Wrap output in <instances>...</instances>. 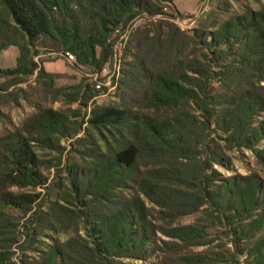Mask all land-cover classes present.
Listing matches in <instances>:
<instances>
[{"label":"trees","instance_id":"trees-1","mask_svg":"<svg viewBox=\"0 0 264 264\" xmlns=\"http://www.w3.org/2000/svg\"><path fill=\"white\" fill-rule=\"evenodd\" d=\"M173 1L0 0V78L65 106L0 137V264H264V4L180 31ZM137 15L157 19L130 31L114 105L35 60L96 73Z\"/></svg>","mask_w":264,"mask_h":264},{"label":"rangeland","instance_id":"rangeland-1","mask_svg":"<svg viewBox=\"0 0 264 264\" xmlns=\"http://www.w3.org/2000/svg\"><path fill=\"white\" fill-rule=\"evenodd\" d=\"M263 4L264 0H174L173 6L181 15V18L176 17L170 22L180 31H189L198 27L199 24L209 23L213 20V15L219 22H222L232 15L241 14L246 9L257 11ZM163 12L171 13L168 8ZM134 18L136 22L131 31L132 33L139 26H143L149 21H155L151 18L145 19V17L139 15ZM130 22L131 20L127 24ZM129 34L130 32L126 36V42L130 36ZM10 53H15V57L10 56ZM16 56L17 51L15 48H7L2 51L0 53V69L13 67ZM35 60L41 62L44 72L53 75L54 88H66L65 92L67 93L70 91L68 88L81 83L88 85L89 88L91 87L88 79L91 73L82 67L73 66V61L67 62L62 56L44 53L39 54ZM262 85H264V82ZM0 86L7 87L4 91H0V137L16 131L21 122L35 113L39 107L53 110L65 107L64 99L61 96L53 98V94L42 92L40 84L35 82L34 75L25 78L23 82L15 86H8V78L2 77L0 78ZM116 102L117 100L112 94L99 95L88 103V108L89 104L102 106L114 105ZM70 108H76V103L71 104ZM61 145L65 147V152L69 150V147H66L67 142H63ZM231 163L234 171L242 175L248 171L259 170L247 151L233 154ZM187 221L188 219L181 220L184 223Z\"/></svg>","mask_w":264,"mask_h":264},{"label":"built area","instance_id":"built-area-1","mask_svg":"<svg viewBox=\"0 0 264 264\" xmlns=\"http://www.w3.org/2000/svg\"><path fill=\"white\" fill-rule=\"evenodd\" d=\"M165 8H163V11ZM157 17H152L154 21ZM135 18L131 20L122 30H115L116 39L112 42V54L107 60V63L101 69L88 76L90 82L94 84V90L100 91L99 95H107L114 91L117 80L120 77L121 53L126 43L127 34L133 29L135 25ZM64 59L67 62L73 61L70 54H65Z\"/></svg>","mask_w":264,"mask_h":264},{"label":"crops","instance_id":"crops-1","mask_svg":"<svg viewBox=\"0 0 264 264\" xmlns=\"http://www.w3.org/2000/svg\"><path fill=\"white\" fill-rule=\"evenodd\" d=\"M10 56H14L15 57V53H13V54L10 53Z\"/></svg>","mask_w":264,"mask_h":264}]
</instances>
